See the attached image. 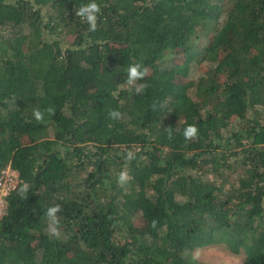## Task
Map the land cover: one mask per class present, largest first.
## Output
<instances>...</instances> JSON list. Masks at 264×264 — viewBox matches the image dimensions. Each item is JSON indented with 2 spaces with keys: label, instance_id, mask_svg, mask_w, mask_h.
Here are the masks:
<instances>
[{
  "label": "trees",
  "instance_id": "trees-1",
  "mask_svg": "<svg viewBox=\"0 0 264 264\" xmlns=\"http://www.w3.org/2000/svg\"><path fill=\"white\" fill-rule=\"evenodd\" d=\"M90 2L0 0V264H264V0H96L95 32Z\"/></svg>",
  "mask_w": 264,
  "mask_h": 264
},
{
  "label": "clouds",
  "instance_id": "clouds-1",
  "mask_svg": "<svg viewBox=\"0 0 264 264\" xmlns=\"http://www.w3.org/2000/svg\"><path fill=\"white\" fill-rule=\"evenodd\" d=\"M102 9L96 0H91L90 3L81 5L77 10H75L76 16L81 17L83 20L87 22L89 25L88 31L95 32L97 30V20L98 14L101 13ZM148 68L143 67L140 64H132L127 69L126 83L135 88V92L140 94L144 91L145 85L138 84L137 81L142 80L148 74ZM50 115H54V109L49 107L46 110ZM33 116L35 117L37 122H43L44 120V112L39 109H34ZM109 117L111 119H120L121 113L116 110H112L109 112ZM169 135L171 136V128H169ZM198 135V128L195 125H189L183 130V136L186 140L195 139ZM136 158V154L133 151H128L125 154V160L131 162ZM131 179L127 170H122L118 176V183L121 185L126 184ZM28 189L27 184H25L20 189V194L22 195ZM62 208L60 205H55L49 207L46 212V216L48 218V227L47 232L55 237H59V217L57 213L61 212ZM155 221H153V227H155Z\"/></svg>",
  "mask_w": 264,
  "mask_h": 264
},
{
  "label": "rangeland",
  "instance_id": "rangeland-1",
  "mask_svg": "<svg viewBox=\"0 0 264 264\" xmlns=\"http://www.w3.org/2000/svg\"><path fill=\"white\" fill-rule=\"evenodd\" d=\"M193 255L202 264H245L244 252L234 254L221 243L196 249Z\"/></svg>",
  "mask_w": 264,
  "mask_h": 264
},
{
  "label": "built area",
  "instance_id": "built-area-1",
  "mask_svg": "<svg viewBox=\"0 0 264 264\" xmlns=\"http://www.w3.org/2000/svg\"><path fill=\"white\" fill-rule=\"evenodd\" d=\"M22 181L19 171L10 164L0 167V217L4 215L7 208V196Z\"/></svg>",
  "mask_w": 264,
  "mask_h": 264
}]
</instances>
